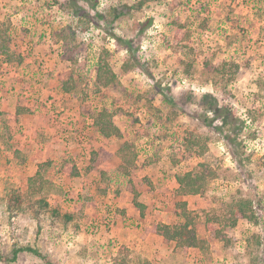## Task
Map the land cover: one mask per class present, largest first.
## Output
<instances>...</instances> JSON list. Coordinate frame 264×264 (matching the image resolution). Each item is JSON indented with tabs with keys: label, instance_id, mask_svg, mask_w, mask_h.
Returning a JSON list of instances; mask_svg holds the SVG:
<instances>
[{
	"label": "rangeland",
	"instance_id": "374dc122",
	"mask_svg": "<svg viewBox=\"0 0 264 264\" xmlns=\"http://www.w3.org/2000/svg\"><path fill=\"white\" fill-rule=\"evenodd\" d=\"M100 111L121 138L98 134ZM187 173L204 181L186 202ZM183 203L203 250L144 234L185 222ZM19 247L55 264H264V0H0V254Z\"/></svg>",
	"mask_w": 264,
	"mask_h": 264
},
{
	"label": "trees",
	"instance_id": "16d2710c",
	"mask_svg": "<svg viewBox=\"0 0 264 264\" xmlns=\"http://www.w3.org/2000/svg\"><path fill=\"white\" fill-rule=\"evenodd\" d=\"M94 8V6H91ZM216 68L213 69L214 72ZM98 75V82H103V79L109 77L108 74L104 75L102 71L99 70ZM107 84V83H105ZM64 91L69 92V88L64 87ZM91 116L94 120V125L97 129L98 134L104 138H121L122 132L121 130L113 123L112 116L106 111L90 112ZM107 157L100 159V162L106 161ZM93 163H97L98 158L94 155L93 159L91 160ZM44 165L39 166V171L35 177H31L29 182H40L39 187H34L32 185L30 188L32 189V195L42 193L43 192V178L40 177V172L43 169ZM126 174H128L127 169L124 170ZM79 175L78 171L73 168L71 171V176ZM203 176L194 174V173H187L185 175H179L177 177V182L180 185L179 194L183 196L189 195H198L201 194L203 189ZM135 207L144 214L146 206L142 203L135 201ZM237 212L233 215L232 225L236 226L239 220H243L248 218L247 217V208H242V205H239ZM181 216L184 218L185 222L176 224L174 226L166 225V224H155L150 228H147L146 233H153L161 236L164 239L165 244L174 243L177 248L181 249H199L203 250L205 248V244L207 243L208 239L202 238L199 235L198 227L194 220L193 215L187 209V204L183 203L181 205ZM14 255L12 258L3 257L0 254V261L2 262H9L14 263L17 261L19 254L28 252L32 253L38 258L42 259L46 264H55L53 263L48 257H44L38 250L31 248V247H19L13 250Z\"/></svg>",
	"mask_w": 264,
	"mask_h": 264
},
{
	"label": "crops",
	"instance_id": "0c3cea01",
	"mask_svg": "<svg viewBox=\"0 0 264 264\" xmlns=\"http://www.w3.org/2000/svg\"><path fill=\"white\" fill-rule=\"evenodd\" d=\"M67 93V92H66ZM178 187L180 188V185L178 184ZM140 193L141 192H139V195H140ZM135 194V198H134V200L136 201H138V202H140V203H142L143 205H145L146 206V209H145V211L147 210H150L151 209V207H148L147 208V206H149V203L147 202V201H145L144 199H143V194H141L140 196L138 195V193H134ZM181 197H183L184 199H185V201L187 202V201H189V198L190 197H193L194 195H189V196H183V195H180ZM183 199V200H184ZM135 201H134V203H135ZM189 207H190V204H189ZM187 209H188V207H187ZM189 210V209H188ZM135 211L136 212H138V214L136 215L135 214ZM127 215L128 216H133V218H131V220H130V222L131 223H136V224H138L137 223V221H139L140 223H143L144 222V219H145V217H143V215L141 214V212L135 207V204H134V207H130V206H127ZM182 219L184 220V218L182 217ZM161 220V219H160ZM160 221H158V223H159ZM128 224V223H127ZM160 224H166V225H170V226H174V224H172V223H169V222H167L166 220H162V223H160ZM177 224H179V223H177ZM176 225V224H175ZM150 227H152V226H150ZM150 227H148V228H150ZM141 229H143V227L141 228ZM147 230V229H146ZM116 232V233H115ZM124 234H127V233H125V232H123L122 231V227H120V228H116L115 230H113V232H112V234H111V237L112 238H114V237H116L117 235L118 236H121V237H126V236H124ZM145 235L146 234H149V235H155V236H158V237H161V236H159V235H157V234H153V233H146V231H145V233H144ZM162 238V237H161ZM146 239V238H145ZM121 240V239H120ZM143 240V239H142ZM162 240H163V243L165 244V242H164V239L162 238ZM121 242H124L123 240H121ZM142 242V241H141ZM165 245H167V244H165Z\"/></svg>",
	"mask_w": 264,
	"mask_h": 264
}]
</instances>
